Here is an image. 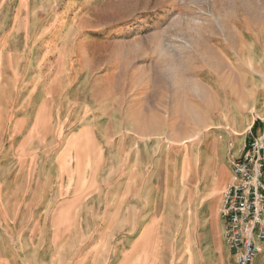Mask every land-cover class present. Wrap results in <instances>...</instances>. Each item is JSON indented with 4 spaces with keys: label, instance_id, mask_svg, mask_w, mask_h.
Returning <instances> with one entry per match:
<instances>
[{
    "label": "rangeland",
    "instance_id": "obj_1",
    "mask_svg": "<svg viewBox=\"0 0 264 264\" xmlns=\"http://www.w3.org/2000/svg\"><path fill=\"white\" fill-rule=\"evenodd\" d=\"M252 123L264 0H0V264L236 263L181 150Z\"/></svg>",
    "mask_w": 264,
    "mask_h": 264
},
{
    "label": "built area",
    "instance_id": "obj_2",
    "mask_svg": "<svg viewBox=\"0 0 264 264\" xmlns=\"http://www.w3.org/2000/svg\"><path fill=\"white\" fill-rule=\"evenodd\" d=\"M253 127L232 162V182L220 210L224 242L237 264H252L264 243V127L258 134Z\"/></svg>",
    "mask_w": 264,
    "mask_h": 264
},
{
    "label": "crops",
    "instance_id": "obj_3",
    "mask_svg": "<svg viewBox=\"0 0 264 264\" xmlns=\"http://www.w3.org/2000/svg\"><path fill=\"white\" fill-rule=\"evenodd\" d=\"M254 125L255 123H252L249 128ZM226 137H228V142L227 145L223 146L222 142L225 137L211 132L205 136L198 137L197 144H189L190 146H186L181 150L183 153L184 167L186 165L184 158L185 154H189L191 158V172L185 177H191L192 174L197 175L204 183V192L206 196L210 199H215L211 201L214 202L211 211L212 214L217 213L220 209L223 193L232 182V162L235 158L240 156L244 145H241L240 142L237 141L233 147V144H230V136L228 135ZM187 147L188 150L186 151ZM198 162L202 164L201 169H199ZM262 246V253L253 260L252 264H264V243ZM226 253L229 259L234 261L230 251L227 250ZM219 259L220 263L217 262V264H224V257L221 256ZM234 264L237 263L234 262Z\"/></svg>",
    "mask_w": 264,
    "mask_h": 264
},
{
    "label": "bare ground",
    "instance_id": "obj_4",
    "mask_svg": "<svg viewBox=\"0 0 264 264\" xmlns=\"http://www.w3.org/2000/svg\"><path fill=\"white\" fill-rule=\"evenodd\" d=\"M235 135L238 136V135H240V134L236 132ZM240 136H241V135H240Z\"/></svg>",
    "mask_w": 264,
    "mask_h": 264
},
{
    "label": "trees",
    "instance_id": "obj_5",
    "mask_svg": "<svg viewBox=\"0 0 264 264\" xmlns=\"http://www.w3.org/2000/svg\"><path fill=\"white\" fill-rule=\"evenodd\" d=\"M256 127H257V126H256V124H255V125H254V127H253V129L255 130V129H256Z\"/></svg>",
    "mask_w": 264,
    "mask_h": 264
}]
</instances>
